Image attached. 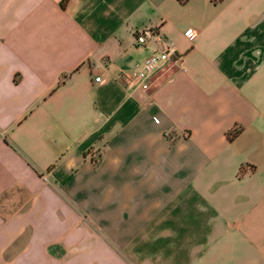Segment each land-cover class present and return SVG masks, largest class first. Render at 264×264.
Instances as JSON below:
<instances>
[{
  "label": "crops",
  "instance_id": "1",
  "mask_svg": "<svg viewBox=\"0 0 264 264\" xmlns=\"http://www.w3.org/2000/svg\"><path fill=\"white\" fill-rule=\"evenodd\" d=\"M0 264H264V0H0Z\"/></svg>",
  "mask_w": 264,
  "mask_h": 264
},
{
  "label": "built area",
  "instance_id": "2",
  "mask_svg": "<svg viewBox=\"0 0 264 264\" xmlns=\"http://www.w3.org/2000/svg\"><path fill=\"white\" fill-rule=\"evenodd\" d=\"M191 33H193L191 31ZM154 35L153 31L144 30L136 35V39L138 43H145L148 38ZM170 59H172L170 48H165L161 51L154 52L150 56H148L143 64L130 72L122 71L119 75V78L124 82L129 84H135L139 86L143 90H147L150 88L152 84V79L154 73L162 68L165 63H167ZM96 81L101 80V76L95 77Z\"/></svg>",
  "mask_w": 264,
  "mask_h": 264
},
{
  "label": "trees",
  "instance_id": "3",
  "mask_svg": "<svg viewBox=\"0 0 264 264\" xmlns=\"http://www.w3.org/2000/svg\"><path fill=\"white\" fill-rule=\"evenodd\" d=\"M180 2H185L186 0H179ZM237 132L233 133V134H229V138L233 139L236 136Z\"/></svg>",
  "mask_w": 264,
  "mask_h": 264
}]
</instances>
